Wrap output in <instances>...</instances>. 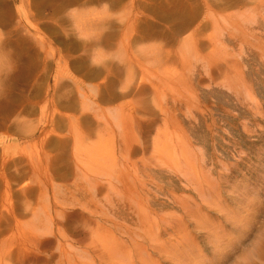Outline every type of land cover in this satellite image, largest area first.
Listing matches in <instances>:
<instances>
[{
	"label": "rangeland",
	"instance_id": "obj_1",
	"mask_svg": "<svg viewBox=\"0 0 264 264\" xmlns=\"http://www.w3.org/2000/svg\"><path fill=\"white\" fill-rule=\"evenodd\" d=\"M186 261L264 264V0H0V264Z\"/></svg>",
	"mask_w": 264,
	"mask_h": 264
},
{
	"label": "bare ground",
	"instance_id": "obj_2",
	"mask_svg": "<svg viewBox=\"0 0 264 264\" xmlns=\"http://www.w3.org/2000/svg\"><path fill=\"white\" fill-rule=\"evenodd\" d=\"M241 45H242V44H241ZM260 45H261V44H260ZM242 54H243V53H242ZM242 56H243V55H242ZM242 56H241V57H242ZM240 59H241V58H240ZM225 62H226V61H225ZM236 63H237V62H236ZM242 70H243V69H242ZM207 72H208V71H207ZM145 217H146V216H145ZM153 223H154V222H153ZM144 224H145V223H144ZM154 232H155V231H154ZM143 233H144V232H143ZM150 235H151V234H150ZM127 236H128V235H127ZM128 237H129V236H128ZM142 237H143V236H142ZM152 237H153V236H152ZM155 238H156V237H155ZM184 239H185V238H184ZM151 240H152V239H151ZM163 242H164V241H163ZM121 243H122V242H121ZM160 243H161V242H160ZM125 244H126V243H125ZM135 244H136V243H135ZM157 244H158V243H157ZM117 246H118V245H117ZM119 246H120V245H119ZM124 246H125V245H124ZM127 246H128V245H127ZM159 246H160V245H159ZM153 247H154V246H153ZM178 247H179V246H178ZM178 247H176V248H178ZM135 248L137 249V247H135ZM161 248H162V247H161ZM163 248H164V247H163ZM163 248H162V249H163ZM153 249H154V248H153ZM157 249H158V248L155 247V250H156V251H157ZM178 249H179V248H178ZM168 250H169V249H168ZM114 251H115V250H114ZM160 251H161V250H160ZM160 251H159V252H160ZM163 251H164V250H163ZM166 251H167V250H166ZM110 252H111V251H110ZM166 253H167V252H166ZM110 254H111V253H110ZM173 256H174V255H173ZM184 257H185V256H184ZM162 258H163V257H162ZM166 258H167V257H166ZM151 261H152V260H151ZM184 261H185V260H184ZM122 262H123V261H122ZM124 263H125V262H124ZM133 263H134V262H133ZM186 264H187V261H186ZM203 264H204V263H203Z\"/></svg>",
	"mask_w": 264,
	"mask_h": 264
}]
</instances>
